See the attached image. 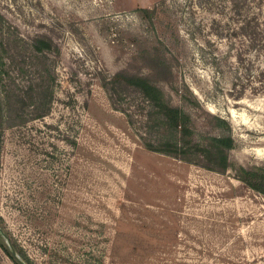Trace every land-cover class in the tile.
<instances>
[{"label": "rangeland", "instance_id": "1", "mask_svg": "<svg viewBox=\"0 0 264 264\" xmlns=\"http://www.w3.org/2000/svg\"><path fill=\"white\" fill-rule=\"evenodd\" d=\"M155 6L163 24L143 11ZM254 17L264 27V0H0V227L18 257L264 264V195L232 169L146 148L140 95L122 110L102 85L149 74L139 45L156 42L173 69L166 98L191 113L195 138L218 133L219 115L232 157L264 164V31L255 48L243 28ZM33 93L50 101L44 116ZM0 264H17L1 245Z\"/></svg>", "mask_w": 264, "mask_h": 264}, {"label": "trees", "instance_id": "2", "mask_svg": "<svg viewBox=\"0 0 264 264\" xmlns=\"http://www.w3.org/2000/svg\"><path fill=\"white\" fill-rule=\"evenodd\" d=\"M143 11L148 12L150 19L154 18L157 22L164 23V19L159 17L157 6ZM252 24L251 21H247L246 27L243 28L245 34L250 37L252 46L256 48L264 44L260 37L264 27H260L257 17L253 18ZM175 30L172 26V29H169L170 35H175ZM146 41L145 38L140 42L139 53L146 61L152 62L149 74L122 70L102 78V85L107 89L112 103L117 108L124 110L125 95L128 91H135L140 95L144 105L141 103L136 106L144 108L143 127L138 129L144 146L214 171L223 173L232 169L238 179L264 195V164L246 165L232 157L231 151L235 148L236 141L232 124L228 119L209 113L214 118L213 125L219 130L218 133L204 135L202 139L195 138L191 113L183 106L173 104L165 95L163 83L173 80L172 66L156 42L152 46H145L143 43ZM33 47L37 52H43L49 51L51 44L46 39H34ZM31 98L33 102L40 101L41 95L33 93ZM49 103L50 101L42 103L40 101L38 104L40 111L36 116H44ZM5 235L0 227V245L17 264H21L17 259L18 255L12 252L11 244L9 247L5 243Z\"/></svg>", "mask_w": 264, "mask_h": 264}, {"label": "water", "instance_id": "3", "mask_svg": "<svg viewBox=\"0 0 264 264\" xmlns=\"http://www.w3.org/2000/svg\"><path fill=\"white\" fill-rule=\"evenodd\" d=\"M11 247H12V252L15 254V255H17L16 254V250L14 249V247L11 245ZM17 259H18V261L21 263V264H27L23 259H21L20 257H18L17 256Z\"/></svg>", "mask_w": 264, "mask_h": 264}, {"label": "flooded vegetation", "instance_id": "4", "mask_svg": "<svg viewBox=\"0 0 264 264\" xmlns=\"http://www.w3.org/2000/svg\"><path fill=\"white\" fill-rule=\"evenodd\" d=\"M26 262V261H25ZM27 263V262H26ZM27 264H29V263H27Z\"/></svg>", "mask_w": 264, "mask_h": 264}]
</instances>
